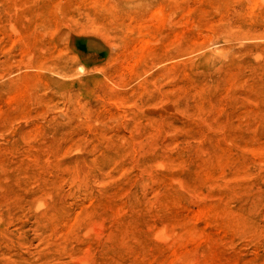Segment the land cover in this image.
<instances>
[{
    "label": "rangeland",
    "instance_id": "374dc122",
    "mask_svg": "<svg viewBox=\"0 0 264 264\" xmlns=\"http://www.w3.org/2000/svg\"><path fill=\"white\" fill-rule=\"evenodd\" d=\"M0 264H264V0H0Z\"/></svg>",
    "mask_w": 264,
    "mask_h": 264
}]
</instances>
